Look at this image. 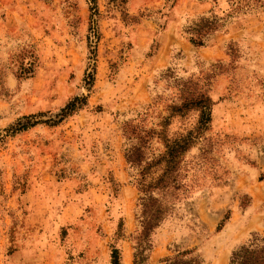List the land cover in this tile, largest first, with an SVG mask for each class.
I'll use <instances>...</instances> for the list:
<instances>
[{"label": "rangeland", "instance_id": "obj_1", "mask_svg": "<svg viewBox=\"0 0 264 264\" xmlns=\"http://www.w3.org/2000/svg\"><path fill=\"white\" fill-rule=\"evenodd\" d=\"M229 12L225 0H0V264H110L112 248L120 264L176 249L228 264L264 235V7ZM211 16L220 27L193 46L186 30ZM193 92L211 108L185 155L189 188L140 256L122 128L138 114L154 127ZM197 115L171 118L168 135Z\"/></svg>", "mask_w": 264, "mask_h": 264}, {"label": "trees", "instance_id": "obj_2", "mask_svg": "<svg viewBox=\"0 0 264 264\" xmlns=\"http://www.w3.org/2000/svg\"><path fill=\"white\" fill-rule=\"evenodd\" d=\"M225 1L230 8V15L248 13L253 9L264 7V0ZM219 27V20L216 17H201L186 30L188 40L195 47H203L206 39ZM182 98L179 105L166 108L167 117H163L154 127L145 130L140 125L143 122L142 115L138 114L136 121L129 120L122 128L128 142L125 148V161L132 170L131 175L140 194L136 216L139 229L134 248L140 256L151 249L149 238L167 214L168 203H171V200L179 201L180 197L187 193L189 186L186 180L185 155L195 142L202 138L210 122L211 107L206 94L193 92ZM76 101L77 99L69 103L66 108L74 111ZM190 111L198 114L195 127L170 137L167 131L169 120L175 116L186 115ZM153 140L161 145L157 155L148 153ZM263 179L264 177H260L259 181ZM242 205L245 206L240 202V206ZM227 218L225 217L222 222ZM220 225L216 231H219ZM194 252L195 249H176L172 256L163 258L159 263L201 264ZM110 264H120L119 252L115 248L111 249ZM134 264H138L137 254L134 255ZM228 264H264V235L253 234L246 244L231 253Z\"/></svg>", "mask_w": 264, "mask_h": 264}]
</instances>
